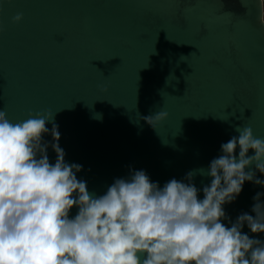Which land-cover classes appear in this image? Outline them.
<instances>
[{"label": "water", "instance_id": "obj_1", "mask_svg": "<svg viewBox=\"0 0 264 264\" xmlns=\"http://www.w3.org/2000/svg\"><path fill=\"white\" fill-rule=\"evenodd\" d=\"M259 16L258 0H0V110L12 122L51 113L96 195L130 169L161 185L192 171L200 188L237 126L264 138ZM160 111L154 128L143 119ZM257 192L246 181L223 222L253 214Z\"/></svg>", "mask_w": 264, "mask_h": 264}, {"label": "clouds", "instance_id": "obj_2", "mask_svg": "<svg viewBox=\"0 0 264 264\" xmlns=\"http://www.w3.org/2000/svg\"><path fill=\"white\" fill-rule=\"evenodd\" d=\"M258 5L264 25V0ZM166 116L143 119L154 128ZM51 118L44 111L12 122L0 110V264H264V240L242 231L264 234V193L253 197V214L223 222V206L246 181L264 188V138L250 127L220 144L200 188L192 171L161 185L130 169L96 195L76 175L82 165L65 161Z\"/></svg>", "mask_w": 264, "mask_h": 264}, {"label": "snow or ice", "instance_id": "obj_3", "mask_svg": "<svg viewBox=\"0 0 264 264\" xmlns=\"http://www.w3.org/2000/svg\"><path fill=\"white\" fill-rule=\"evenodd\" d=\"M262 28H264V25H260Z\"/></svg>", "mask_w": 264, "mask_h": 264}]
</instances>
